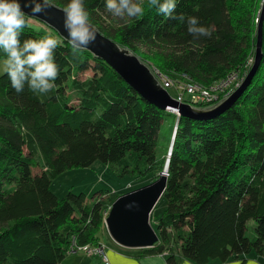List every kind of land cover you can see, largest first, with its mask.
I'll use <instances>...</instances> for the list:
<instances>
[{"label": "trees", "instance_id": "1", "mask_svg": "<svg viewBox=\"0 0 264 264\" xmlns=\"http://www.w3.org/2000/svg\"><path fill=\"white\" fill-rule=\"evenodd\" d=\"M51 2L63 8L67 0ZM255 6V0H178L177 15L195 16L211 32L194 38L185 22L154 9L120 20L104 0H85L102 34L171 78L204 85L230 71L242 74L253 62ZM52 32L61 43L51 91L25 86L16 93L0 75V264H61L72 244L99 245L107 209L120 194L110 203L107 190L106 199L86 201L83 193L58 197L50 189L54 176L97 160L140 180L156 178L169 159L165 207L154 225L158 241L141 248L145 254H162L168 264L244 260L251 251L264 256V19L263 55L249 85L222 113L179 116L176 129V115L147 102L90 52L73 56ZM43 35L28 26L22 39ZM88 69L92 75L79 79ZM249 220L252 237L244 233Z\"/></svg>", "mask_w": 264, "mask_h": 264}, {"label": "water", "instance_id": "2", "mask_svg": "<svg viewBox=\"0 0 264 264\" xmlns=\"http://www.w3.org/2000/svg\"><path fill=\"white\" fill-rule=\"evenodd\" d=\"M44 13L31 15L28 9L26 16L37 19L53 30L62 40L69 43L64 27V13L62 7L52 3ZM264 19V2L257 19V37L255 42L254 60L242 83L231 94L222 97L213 104L193 105L178 102L162 85L152 67L133 51L117 43L113 39L97 31L96 40L84 50L93 57L102 60L147 102L154 104L161 110L176 109L175 129L179 116L193 119H207L222 113L229 108L240 93L249 85L259 67L262 52V22ZM70 44V43H69ZM172 136L170 148L173 144ZM169 159L158 176L150 181L118 195L105 219L109 233L114 241L125 248H146L152 246V240L157 239L155 228L150 222V214L157 201L163 195L167 184V170Z\"/></svg>", "mask_w": 264, "mask_h": 264}, {"label": "clouds", "instance_id": "3", "mask_svg": "<svg viewBox=\"0 0 264 264\" xmlns=\"http://www.w3.org/2000/svg\"><path fill=\"white\" fill-rule=\"evenodd\" d=\"M177 3L178 0H147L146 5L145 0H104L106 11L114 18L139 19L146 10L154 9L157 15L185 22L188 34L194 38L210 37L209 28L197 17L176 14ZM51 6V0H0V73L6 75L16 93L23 92L25 86L38 94H47L54 88L60 72L55 52L61 42L51 34L22 39L28 27L25 9L36 16ZM62 11L71 53L78 57L96 40L97 31L85 0H67Z\"/></svg>", "mask_w": 264, "mask_h": 264}, {"label": "rangeland", "instance_id": "4", "mask_svg": "<svg viewBox=\"0 0 264 264\" xmlns=\"http://www.w3.org/2000/svg\"><path fill=\"white\" fill-rule=\"evenodd\" d=\"M264 0H255V17L258 16L260 10L263 5ZM147 0H145V4ZM260 8V9H259ZM26 20L29 27H32L36 31L43 33V34H51L55 38L56 35L52 32V30L47 27L44 23L38 21L37 19L31 18L26 16ZM257 21V19H256ZM255 21V23H256ZM111 24H113L111 22ZM257 26V23H256ZM254 59V58H253ZM253 63V62H252ZM252 63L247 68V71L242 73L243 78L246 76L248 69L252 65ZM93 73L92 69L85 70L78 75V78L84 80L86 77L91 76ZM2 73H0L1 75ZM171 95H174V91L172 89L168 90ZM69 93V91H66ZM77 98L75 97L74 93L72 92V102H76ZM176 115V114H174ZM171 117H166L164 120V125L161 127L160 135L163 137V141L167 139L168 133L166 131V126L169 125ZM38 160L41 162V166L46 168L45 163L42 162L41 157H38ZM39 165V166H40ZM152 180V177L146 176L140 180L133 178L129 174L119 175L115 172L114 168L111 165H107L101 161H95L88 167H79V168H72L62 172L59 175L54 176L51 179L50 189L51 191L56 194L58 197L64 196L67 192L71 191L74 193H83L86 201H93V200H104L106 196L102 195L101 192L108 191V194L111 195L110 203L114 199V196L117 194H121L127 192L136 186L143 184L146 181ZM101 196V197H100ZM112 206V205H110ZM109 206V207H110ZM108 207V208H109ZM165 207V201L160 198L155 207L153 208L150 214V222L153 227H155V222L162 214ZM110 210V209H109ZM109 215V211L107 209V214L104 218V225L103 229L99 232V235L106 244H112V237L109 233L108 227L105 224V219H107ZM254 221L249 220L245 226V235L248 237H252L254 235L253 232ZM158 239H154L151 242L156 243ZM82 253V252H81Z\"/></svg>", "mask_w": 264, "mask_h": 264}, {"label": "built area", "instance_id": "5", "mask_svg": "<svg viewBox=\"0 0 264 264\" xmlns=\"http://www.w3.org/2000/svg\"><path fill=\"white\" fill-rule=\"evenodd\" d=\"M251 61V60H250ZM251 63V62H250ZM155 75L158 76L162 85L167 89H172V95L178 102H185L193 105L213 104L222 97L231 94L242 83L243 74L239 71H230L223 78L213 82L210 85H204L192 81L182 75L178 79H173L169 75L152 68ZM166 111L176 114V109L168 108ZM106 247L99 245H75L72 244L69 253L82 252L87 256H98L104 264H109L105 254Z\"/></svg>", "mask_w": 264, "mask_h": 264}, {"label": "crops", "instance_id": "6", "mask_svg": "<svg viewBox=\"0 0 264 264\" xmlns=\"http://www.w3.org/2000/svg\"><path fill=\"white\" fill-rule=\"evenodd\" d=\"M104 228V227H103ZM111 243H105L100 238V243L106 247L105 254L109 264H168L162 254H145L141 248H125L117 244L114 239ZM61 264H104L98 256H87L76 252L67 254ZM178 264H194L188 260H181ZM208 264H264V256L251 251L244 260L242 258L231 259L225 262L217 260Z\"/></svg>", "mask_w": 264, "mask_h": 264}]
</instances>
